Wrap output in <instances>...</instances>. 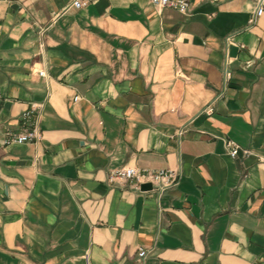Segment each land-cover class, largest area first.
Listing matches in <instances>:
<instances>
[{
    "label": "crops",
    "instance_id": "crops-1",
    "mask_svg": "<svg viewBox=\"0 0 264 264\" xmlns=\"http://www.w3.org/2000/svg\"><path fill=\"white\" fill-rule=\"evenodd\" d=\"M72 1L0 0V264H264L256 4ZM132 167L180 183H109Z\"/></svg>",
    "mask_w": 264,
    "mask_h": 264
},
{
    "label": "built area",
    "instance_id": "built-area-1",
    "mask_svg": "<svg viewBox=\"0 0 264 264\" xmlns=\"http://www.w3.org/2000/svg\"><path fill=\"white\" fill-rule=\"evenodd\" d=\"M98 0H73L69 8L77 10L84 9ZM152 4L161 8H172L181 14L188 15L191 10L192 0H149ZM213 1V0H204ZM256 4V10L254 17L251 20V24H255L261 17L264 16V0H251ZM41 76H45L44 72L40 73ZM227 73V78H229ZM78 100V98L76 99ZM212 108L208 112H212ZM35 107L25 112L22 116V120L26 125L27 130L20 134H9L5 140L6 145H23L36 141L38 137V131L35 125H32L34 117ZM30 128V129H29ZM181 135V133L179 134ZM227 149L231 157H238L241 147L234 140L229 139L226 142ZM248 153V152H246ZM181 179V173L173 169H138L135 167L125 168L118 171H114L109 176L110 184L128 183L140 187L144 184H151L160 195L179 185Z\"/></svg>",
    "mask_w": 264,
    "mask_h": 264
},
{
    "label": "water",
    "instance_id": "water-1",
    "mask_svg": "<svg viewBox=\"0 0 264 264\" xmlns=\"http://www.w3.org/2000/svg\"><path fill=\"white\" fill-rule=\"evenodd\" d=\"M234 51H236V49H233ZM143 189H152V185L151 184H147V185H144L142 187Z\"/></svg>",
    "mask_w": 264,
    "mask_h": 264
}]
</instances>
